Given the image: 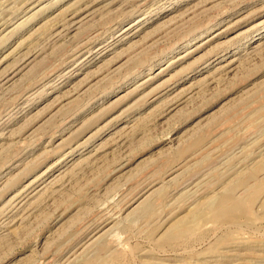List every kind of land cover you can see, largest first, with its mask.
<instances>
[{
	"label": "rangeland",
	"instance_id": "rangeland-1",
	"mask_svg": "<svg viewBox=\"0 0 264 264\" xmlns=\"http://www.w3.org/2000/svg\"><path fill=\"white\" fill-rule=\"evenodd\" d=\"M49 263L264 264V0H0V264Z\"/></svg>",
	"mask_w": 264,
	"mask_h": 264
},
{
	"label": "bare ground",
	"instance_id": "bare-ground-1",
	"mask_svg": "<svg viewBox=\"0 0 264 264\" xmlns=\"http://www.w3.org/2000/svg\"><path fill=\"white\" fill-rule=\"evenodd\" d=\"M69 167H70V166H69ZM40 192H41V191H40ZM231 202H232V201H231ZM227 203H228V202H227ZM177 230H178V229H177ZM177 233H178V232H177ZM172 234H173V233H172ZM173 235H174V234H173ZM173 235H172V236H173ZM175 236H176V234H175ZM175 236H174V237H175ZM172 238H173V237H172ZM98 239H99V238H98ZM50 261H51V260H50ZM49 264H50V263H49ZM90 264H91V263H90Z\"/></svg>",
	"mask_w": 264,
	"mask_h": 264
}]
</instances>
